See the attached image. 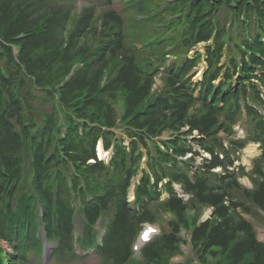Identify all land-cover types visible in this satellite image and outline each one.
Masks as SVG:
<instances>
[{
    "label": "trees",
    "instance_id": "1",
    "mask_svg": "<svg viewBox=\"0 0 264 264\" xmlns=\"http://www.w3.org/2000/svg\"><path fill=\"white\" fill-rule=\"evenodd\" d=\"M0 169V264L87 257L78 217L100 264H178L184 243L203 264H264L246 217L264 221V0H0ZM146 222L162 231L138 259Z\"/></svg>",
    "mask_w": 264,
    "mask_h": 264
},
{
    "label": "rangeland",
    "instance_id": "2",
    "mask_svg": "<svg viewBox=\"0 0 264 264\" xmlns=\"http://www.w3.org/2000/svg\"><path fill=\"white\" fill-rule=\"evenodd\" d=\"M86 2V0H84ZM92 2L96 1V2H100L102 3L103 0H91ZM88 4H90V0H87ZM115 8L119 9V3H115ZM203 45V44H202ZM202 45H200L199 49L203 50ZM206 66H205V62L202 61L200 63V67L198 69V73H197V76L195 77V79H200L202 77V74L205 70ZM162 85V82L160 80V78L157 79V83H156V86L158 87H161ZM236 129L239 130V135H243L245 133V128L241 125V122L238 123V126H236ZM245 129V130H244ZM250 151V152H249ZM261 150L259 149L258 147V144L257 145H254L253 147V144H249L242 152H241V157H240V161H237L236 162V165H242L244 167H246V170L249 171L250 169H252L253 167V159L257 156H259ZM105 157H108L107 155ZM241 182L248 186V187H252V183L250 182L249 178L247 177H243L241 178ZM178 189L179 186H177ZM210 209H206L204 211V215H203V218L207 217L209 214H210ZM248 219H250L252 222H254L255 226L257 227V230H258V234H259V237L260 239H263L264 238V221L261 219V217H257V216H249L247 215L246 216ZM78 233L81 232V221L78 220ZM7 247V246H5ZM8 248V247H7ZM185 249L187 250V256L190 257L191 256V253H189V250L187 247H185ZM10 250V248L8 249ZM51 250H48V254H47V258L49 259L50 258V253ZM101 258L94 252V251H90L87 255V257L85 258H81V259H76V260H66V261H61V262H56L55 264H100L101 263ZM33 264V263H31ZM36 264H40V260L37 259V263Z\"/></svg>",
    "mask_w": 264,
    "mask_h": 264
},
{
    "label": "bare ground",
    "instance_id": "3",
    "mask_svg": "<svg viewBox=\"0 0 264 264\" xmlns=\"http://www.w3.org/2000/svg\"><path fill=\"white\" fill-rule=\"evenodd\" d=\"M254 147V145H253ZM98 152L100 153L101 157H104L106 155V153H103L102 147L101 145L98 146ZM250 152V151H249ZM1 170V169H0ZM132 197V196H131ZM69 253V252H68Z\"/></svg>",
    "mask_w": 264,
    "mask_h": 264
}]
</instances>
